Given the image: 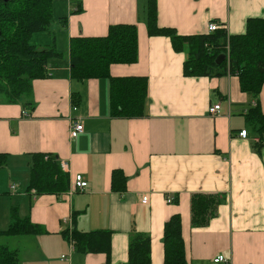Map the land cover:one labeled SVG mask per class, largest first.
Segmentation results:
<instances>
[{"label": "crops", "instance_id": "1", "mask_svg": "<svg viewBox=\"0 0 264 264\" xmlns=\"http://www.w3.org/2000/svg\"><path fill=\"white\" fill-rule=\"evenodd\" d=\"M147 3L83 0L84 10L74 13L72 0H55L53 30L35 33L31 41L47 48L55 37L65 56L51 59L47 75L35 79L20 101L8 103L0 95V152L9 154L0 181L10 184L8 194L29 184L37 152L67 162L70 184L78 174L89 183L83 191L60 195L27 189L23 214L45 232L15 237L20 264H106L103 253L73 248L64 232L74 227L111 231V264H127L135 228L152 238V264H164V227L176 214L187 264H264V149L254 150L257 136L244 114L256 99L240 90L236 77L185 76V52L175 51L167 36L148 34ZM157 12L159 26L182 35L205 34L212 22L238 34L248 18L264 15V0H157ZM116 23L138 27V60L112 66L111 74L147 76L142 117L111 116L108 78L71 76V37L105 36ZM75 93L80 95L76 110ZM259 97L264 108V88ZM216 104L221 109L213 115L209 109ZM76 119L84 132L73 138ZM242 129L248 130L246 138L239 134ZM115 169L128 177L124 191L112 187ZM14 173L17 183H10ZM198 192L225 194V200L208 226L194 228L191 197ZM143 194L149 196L147 204L141 202ZM168 196L175 200L169 203ZM220 254L229 263L215 262Z\"/></svg>", "mask_w": 264, "mask_h": 264}, {"label": "trees", "instance_id": "2", "mask_svg": "<svg viewBox=\"0 0 264 264\" xmlns=\"http://www.w3.org/2000/svg\"><path fill=\"white\" fill-rule=\"evenodd\" d=\"M55 0H0V95L8 103H16L33 88V81L47 75L51 59L62 58L65 53L55 41L47 48L32 43V35L50 32L54 19ZM74 13L84 10L83 0H72ZM147 32L150 36H167L177 52H185V76L236 77L240 90L255 97L256 102L245 114V121L255 131L258 141L253 148L264 149V108L260 95L264 88V15L250 17L242 33L230 34L225 24L214 32L182 35L176 29L158 24L157 0L147 3ZM64 21V18H61ZM139 32L136 24H111L105 36L71 37L69 58L71 76L77 80L108 78L109 105L112 117L138 118L147 114V76H114L112 66L133 64L138 60ZM229 49V51H228ZM229 58L221 64L222 53ZM76 106L80 95H73ZM9 154L0 152V168L7 165ZM128 177L119 169L112 172V187L124 191ZM70 188V177L59 158L49 153L33 154L28 190L38 195L65 194ZM225 194H192L191 223L194 228L206 227L217 216ZM44 228L30 217H21L17 207L11 209L10 225L0 230L2 236H35ZM75 249L81 253H103L106 264H111L112 232L109 230L82 231L74 227L64 232ZM164 264H187L181 215H173L164 227ZM152 238L149 234L131 230L127 264H152ZM0 264H20L17 248L0 243Z\"/></svg>", "mask_w": 264, "mask_h": 264}, {"label": "rangeland", "instance_id": "3", "mask_svg": "<svg viewBox=\"0 0 264 264\" xmlns=\"http://www.w3.org/2000/svg\"><path fill=\"white\" fill-rule=\"evenodd\" d=\"M51 30H53V23L51 26ZM247 128L253 132V127L250 124H247ZM17 183V176L16 173H14V176L10 183ZM30 184V180H29ZM29 184L27 185V182H24L23 184L19 185V192L13 191L12 195L8 194V190L10 187V184H8L7 181H0V230H5L9 227L10 222L9 219L11 217V209L12 207H17L20 213L21 217H28L26 213L27 210H25L26 202L23 201L24 197L23 195L26 193ZM17 187V184H15ZM3 239H0V243H6L10 245L12 248H16L17 244L16 238L12 236H4Z\"/></svg>", "mask_w": 264, "mask_h": 264}, {"label": "built area", "instance_id": "4", "mask_svg": "<svg viewBox=\"0 0 264 264\" xmlns=\"http://www.w3.org/2000/svg\"><path fill=\"white\" fill-rule=\"evenodd\" d=\"M218 28H219V24L216 23V22H212V23L209 24L208 32H214ZM228 51H229V49H228ZM226 54H227V59H228L229 58L228 52ZM73 109L76 110L77 106L75 105L73 107ZM220 109H221V105L220 104H216V105L212 106L209 109V112L214 115V114L218 113L220 111ZM83 132H84V125L80 121V119H76V120L72 121L71 132H70L71 133V137L75 138V137H77L79 134H81ZM239 134L243 138H246L249 133H248L247 129H242ZM255 140L258 141L259 138L257 137ZM61 166H62L64 171L68 172V164H67V162L61 163ZM88 185H89V183H88L87 179L85 178V176L83 174H78L75 177L74 181L70 184V188H69L68 192L72 193V192H74V190L83 191V190H85L88 187ZM11 189L15 190L16 186L12 185ZM174 200H175L174 196H168L167 197V201L169 203L173 202ZM148 201H149V196L147 194H143L142 198H141V202L143 204H147ZM70 242L73 245V248H75L74 240H71ZM62 257L65 258V255H63ZM214 261L215 262L229 263V258L226 257L224 254H220L219 256H217L215 258Z\"/></svg>", "mask_w": 264, "mask_h": 264}, {"label": "water", "instance_id": "5", "mask_svg": "<svg viewBox=\"0 0 264 264\" xmlns=\"http://www.w3.org/2000/svg\"><path fill=\"white\" fill-rule=\"evenodd\" d=\"M227 59V54L226 53H222L217 57V63L221 64L224 60Z\"/></svg>", "mask_w": 264, "mask_h": 264}]
</instances>
